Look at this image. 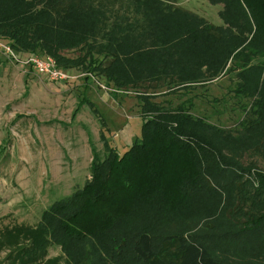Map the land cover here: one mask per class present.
<instances>
[{
    "label": "rangeland",
    "instance_id": "1",
    "mask_svg": "<svg viewBox=\"0 0 264 264\" xmlns=\"http://www.w3.org/2000/svg\"><path fill=\"white\" fill-rule=\"evenodd\" d=\"M237 1L248 13L245 1ZM225 7L221 0H0V24L39 15L46 27L55 24L63 31L62 37L72 31L85 41L64 53L73 61L65 65L71 76L65 82L51 81L26 65L31 54L16 61L0 52V264H42L30 256H11L41 234L46 211L91 180L93 150L104 158L106 145L123 156L141 141L137 93L147 92L167 108L191 100L199 134L247 169L241 178L230 175L231 170L219 174L213 189L194 196L174 214L167 231L188 242L212 244L207 237L211 227L218 232L243 228L251 214L264 209V186L253 177H264V38L253 37L255 29L233 19ZM225 12L235 22L230 28L222 18ZM204 29L214 38L199 43V37L190 36ZM240 37L250 41L242 48L247 62L237 61L228 70L230 62L224 66L222 54ZM83 44H92L98 68L83 59ZM112 48L117 49L114 55ZM114 64V75L122 83L123 64L131 66L128 76L138 86L123 89L109 81L104 70ZM248 176L251 185L244 186L252 211L250 203L237 196L238 182H246ZM239 236L232 247L210 250L227 264H264L253 253L264 254V231H242ZM134 240L115 251L119 264L120 254L123 262L130 260ZM53 244L44 264L82 262L77 243ZM91 249L94 264H113L99 244Z\"/></svg>",
    "mask_w": 264,
    "mask_h": 264
},
{
    "label": "trees",
    "instance_id": "2",
    "mask_svg": "<svg viewBox=\"0 0 264 264\" xmlns=\"http://www.w3.org/2000/svg\"><path fill=\"white\" fill-rule=\"evenodd\" d=\"M221 1H224L227 12L233 13V19L238 17L250 31L255 29L253 37L259 35L264 38V0H244L248 13L237 0L235 2L238 3L233 0ZM227 12L222 14V18L230 28L235 22L227 16ZM37 17L43 18L35 15L28 20L17 18L0 24V40H6L4 42L19 56H48L56 61L60 69L66 70L68 65H65H72L73 61L66 59L64 53L85 41L72 31L68 32V37H62L63 31H59L55 24L46 27ZM190 36L199 37L195 38L199 43L214 38V34L205 29L191 31ZM249 42L240 37L235 47L223 52L224 66L230 62L228 70L237 61L247 62L242 48ZM228 44L229 41L223 42L222 50ZM248 46L245 49H249ZM80 47L87 50L83 59L89 58L94 66L92 44ZM116 51L112 48L110 52L114 55ZM115 65L104 70L109 81L123 89L138 86V83L134 84L137 81L128 76L129 70H133L131 66L129 69L123 64L122 83L114 75ZM137 94L143 119L141 141L136 142L123 156L106 145L104 158L93 150L91 180L82 190L46 211L43 217L46 227L41 234L27 248L15 251L11 258L27 259L30 256V260L44 264L53 242L77 243L82 249L80 264H94L95 255L91 246L99 244L105 249L109 260L119 264L115 251L126 249L129 245L127 242L135 239L130 260L123 262V256L119 255L121 264H227L220 257H215L211 250L232 247L241 237L239 232L259 234L264 231V209L251 214L243 228L218 232L211 227L207 237L214 240L212 244L188 242L185 236L167 231L174 214L194 196L213 189L220 179L219 174L223 176L225 171L231 170L230 175L241 178L247 175V169L224 157L199 134L197 128L200 121L191 115V100L188 99L180 107L167 108L153 102L147 92ZM83 102L95 109L90 101ZM253 175L264 186V177ZM250 177L244 183L238 182L237 196L240 201L250 203L248 208L252 211L253 204L244 186L250 187ZM244 208L241 204L239 211L243 212ZM253 253L264 261V254L258 251Z\"/></svg>",
    "mask_w": 264,
    "mask_h": 264
},
{
    "label": "built area",
    "instance_id": "3",
    "mask_svg": "<svg viewBox=\"0 0 264 264\" xmlns=\"http://www.w3.org/2000/svg\"><path fill=\"white\" fill-rule=\"evenodd\" d=\"M0 52L8 55L10 58L19 60L20 57L11 46L0 40ZM26 65L32 66L39 74L46 76L54 82H65L71 79V76L65 70L58 67L56 61L48 56H29L24 61Z\"/></svg>",
    "mask_w": 264,
    "mask_h": 264
}]
</instances>
